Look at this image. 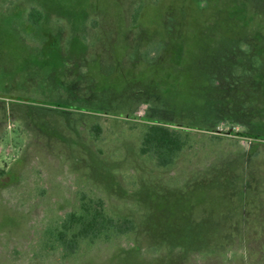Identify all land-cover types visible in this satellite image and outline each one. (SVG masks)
<instances>
[{
    "label": "rangeland",
    "instance_id": "obj_1",
    "mask_svg": "<svg viewBox=\"0 0 264 264\" xmlns=\"http://www.w3.org/2000/svg\"><path fill=\"white\" fill-rule=\"evenodd\" d=\"M81 193L136 230L66 255ZM0 264H264V0H0Z\"/></svg>",
    "mask_w": 264,
    "mask_h": 264
},
{
    "label": "trees",
    "instance_id": "obj_2",
    "mask_svg": "<svg viewBox=\"0 0 264 264\" xmlns=\"http://www.w3.org/2000/svg\"><path fill=\"white\" fill-rule=\"evenodd\" d=\"M187 135L174 125L153 121L142 132L140 152L153 158L159 167H168L188 144ZM135 230L133 219L110 214L101 197L81 193L79 208L69 212L53 236L69 255L77 253L82 242L108 240Z\"/></svg>",
    "mask_w": 264,
    "mask_h": 264
}]
</instances>
